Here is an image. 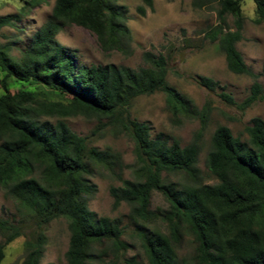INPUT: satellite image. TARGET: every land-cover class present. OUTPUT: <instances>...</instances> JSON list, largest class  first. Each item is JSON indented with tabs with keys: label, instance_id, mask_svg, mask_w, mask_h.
Masks as SVG:
<instances>
[{
	"label": "trees",
	"instance_id": "1",
	"mask_svg": "<svg viewBox=\"0 0 264 264\" xmlns=\"http://www.w3.org/2000/svg\"><path fill=\"white\" fill-rule=\"evenodd\" d=\"M252 1L255 23H264V0ZM240 2L194 0L193 6H217L218 25L206 39L216 44L230 73L252 76L236 49L243 25ZM143 3L152 8V0ZM24 12L22 7L17 14L0 16V30L12 27ZM227 16L233 19V31ZM126 20L127 10L118 0H55L50 17L19 60L0 46V190L36 228L34 238L24 243L23 264H41L45 230L59 219L66 221L69 233L65 264H91L96 248L120 246L122 230L116 222L89 209L97 193L91 179L97 175L120 183L109 194L114 206H129L132 219H161L166 233L138 226L147 264H264V121L252 119L244 130L245 141L218 127L202 172L198 157L209 109H197L169 86L168 56L145 53L144 66L137 70L86 67L76 64L75 53L56 41L61 30L76 26L91 33L103 52L129 55L132 38ZM261 77L263 83L252 84L241 110L264 100V63ZM195 82L209 92L220 88L206 77ZM156 93L164 94L173 123L181 118L199 121L186 146L162 133L152 137L148 123L132 119L133 102ZM219 96L233 104L230 96ZM78 116L96 120L97 130L106 123L132 141L130 179H123L127 167L120 153L93 147L69 128L65 119ZM153 193L162 197L167 210L150 211ZM0 236L2 264L5 247L21 236V227L0 218ZM186 237L193 250L181 257Z\"/></svg>",
	"mask_w": 264,
	"mask_h": 264
},
{
	"label": "rangeland",
	"instance_id": "2",
	"mask_svg": "<svg viewBox=\"0 0 264 264\" xmlns=\"http://www.w3.org/2000/svg\"><path fill=\"white\" fill-rule=\"evenodd\" d=\"M194 0H152L148 8L143 0H118V4L127 10L126 26L130 32L131 53L103 52L97 45L94 36L80 27L71 26L61 30L56 41L59 45L75 53V62L86 67L107 66L126 67L137 70L143 67V55H165L168 60L166 81L180 94L189 98L197 109L207 107L209 115L202 135V149L198 157V168L206 172L204 161L210 148L214 131L224 126L233 137L242 141L247 139L244 132L252 119L264 121V100L257 101L241 110L254 82L262 84V66L264 63V23L256 24L255 5L252 0H241L243 25L241 40L236 49L252 76L234 75L225 64L222 53L215 43L206 39V34L218 25L217 6L196 8ZM55 0H0V16L17 14L22 7L25 12L12 27L0 30V46L9 51L14 60H19L21 52L29 44L35 33L46 23L51 15ZM26 3H30L28 6ZM142 8V12L139 11ZM228 29L233 31V19L226 17ZM197 77L210 78L217 82L219 89L213 92L199 87ZM230 96L233 104L220 98V94ZM132 119L148 123L151 136L160 133L176 138L182 147L192 141L199 128L197 119H180L173 123L165 105L163 93L137 98L130 110ZM69 128L81 137H86L89 144L98 149L110 147L120 153L124 170L123 179H130L134 165L133 143L125 135L113 132L105 123L96 129L94 119L82 116L65 119ZM103 176V177H102ZM91 179L97 187V193L89 202V209L98 217L116 222L122 230L120 246L113 247L106 243L103 249L96 248V256L91 264H147L146 256L139 240L138 226L148 230H159L166 233L161 219L155 215L149 219H132L130 208L125 203L114 206L109 194L111 187L120 183L105 175ZM209 184L214 181L208 179ZM168 206L157 193L151 198L150 211L157 213L167 210ZM0 218L18 224L21 236L5 247L2 264H23L25 260L24 243L34 238L36 228L29 216L19 207L16 201L7 197L0 190ZM138 224V225H137ZM46 244L41 264H65V253L68 248L69 233L63 219L52 222L45 230ZM4 239L0 236V244ZM191 239L182 240L179 248L181 257L191 255Z\"/></svg>",
	"mask_w": 264,
	"mask_h": 264
}]
</instances>
